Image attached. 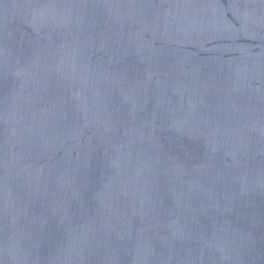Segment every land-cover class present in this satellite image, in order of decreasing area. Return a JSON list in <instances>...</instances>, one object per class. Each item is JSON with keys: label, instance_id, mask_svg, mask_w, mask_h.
<instances>
[{"label": "water", "instance_id": "95a60500", "mask_svg": "<svg viewBox=\"0 0 264 264\" xmlns=\"http://www.w3.org/2000/svg\"><path fill=\"white\" fill-rule=\"evenodd\" d=\"M0 264H264V0H0Z\"/></svg>", "mask_w": 264, "mask_h": 264}]
</instances>
